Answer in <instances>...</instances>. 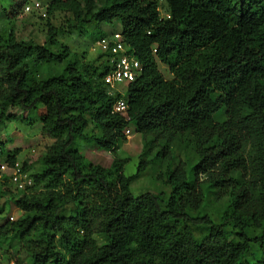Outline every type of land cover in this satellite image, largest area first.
Returning <instances> with one entry per match:
<instances>
[{
  "label": "trees",
  "instance_id": "trees-1",
  "mask_svg": "<svg viewBox=\"0 0 264 264\" xmlns=\"http://www.w3.org/2000/svg\"><path fill=\"white\" fill-rule=\"evenodd\" d=\"M56 11L76 29L117 21L140 69L120 93L104 82L109 53L81 59L51 27L43 44L0 33V129L37 114L49 140L32 185L15 190L23 216L0 225L8 264H264V0H49ZM41 66L56 70L37 80ZM119 98L125 115L112 112ZM127 128L142 141L133 175L116 153ZM80 141L110 167L87 162ZM180 144L193 163L175 158ZM18 153L0 139L4 164ZM152 166L167 191L134 196Z\"/></svg>",
  "mask_w": 264,
  "mask_h": 264
},
{
  "label": "rangeland",
  "instance_id": "rangeland-1",
  "mask_svg": "<svg viewBox=\"0 0 264 264\" xmlns=\"http://www.w3.org/2000/svg\"><path fill=\"white\" fill-rule=\"evenodd\" d=\"M33 1H38L42 6L41 10H33L25 12L24 6ZM49 0H0V33L5 34L7 29L12 26L13 32L18 39L26 40L34 39L39 44L45 42L49 27L58 30L56 40L63 46L68 47L72 52L76 53L81 59L93 60L101 52L98 42L103 35H110L120 30V25L114 21L111 26L103 25L101 27H93L85 25L79 29L74 28V21L71 14L64 11H56L52 14L46 13V7ZM9 12V16H5V11ZM10 12L12 14H10ZM162 15V14H161ZM11 17V18H10ZM158 69L166 79L171 78L167 66L157 62ZM56 68L41 66L35 70L37 80L45 79L49 73L54 72ZM125 89L122 84L119 87ZM41 107L38 114H41ZM30 118H35L32 125H25L21 122H6L0 129V139L4 142V150L18 149L17 159L24 161L27 173L33 172L38 163L44 146L49 140L43 138L40 132V123L38 115L32 114ZM221 115H216V119H220ZM130 136H126L125 141L116 151L121 159L126 160L124 166L125 175H133L137 171V157L142 150L141 137L129 128ZM178 149L176 147L174 153L175 158H181L184 161L193 163L194 153L190 147ZM80 153L87 162L98 164L104 168L110 167L112 162L111 154L105 150L98 148L94 142L80 141L77 145ZM3 161L0 160V178L2 176L9 177L10 170L2 169ZM158 168L152 166L146 169L132 182L130 189L134 196L143 192L157 193L159 191H167V188L156 179ZM8 182V181H7ZM9 192L1 199V201L9 199L6 210L0 218V225L8 220H17L23 216V211L16 206L14 199L17 192L12 184L8 183ZM214 219H216L214 217ZM5 251V245L0 244V264H8L9 257Z\"/></svg>",
  "mask_w": 264,
  "mask_h": 264
},
{
  "label": "built area",
  "instance_id": "built-area-1",
  "mask_svg": "<svg viewBox=\"0 0 264 264\" xmlns=\"http://www.w3.org/2000/svg\"><path fill=\"white\" fill-rule=\"evenodd\" d=\"M42 6L38 1H33L24 6L25 12L33 10H41ZM101 52H107L111 55L112 68L104 77V82L112 90H118L123 93L119 87L131 82L139 72L140 64L136 58L127 53V47L122 39L119 31L113 32L107 37H104L98 42ZM127 109L126 101L123 98L117 99L112 104V112L125 115ZM125 136H130V130L127 128L124 131ZM2 169L10 170L9 181L17 191L24 190L32 185V179L29 174L22 170L21 162L15 161L11 166L2 165Z\"/></svg>",
  "mask_w": 264,
  "mask_h": 264
}]
</instances>
